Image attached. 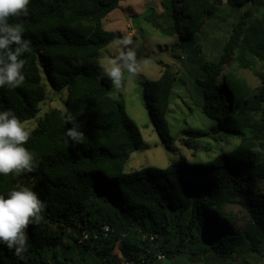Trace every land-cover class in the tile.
Masks as SVG:
<instances>
[{
    "label": "trees",
    "instance_id": "16d2710c",
    "mask_svg": "<svg viewBox=\"0 0 264 264\" xmlns=\"http://www.w3.org/2000/svg\"><path fill=\"white\" fill-rule=\"evenodd\" d=\"M121 1L30 0L28 16L10 18L23 25L31 50L23 57V85L0 88V109L11 108L21 122L35 118L45 97L43 73L53 90H66L65 109L79 116L85 138L81 145H67L64 129L71 125L64 124L65 110L51 109L25 145L35 154L36 167L0 175V194L28 187L46 205L41 221L27 229L24 258L0 245V264H114L119 257L155 264L145 258L148 241L142 235H155L166 259L205 252L220 260L252 253L264 259V192L257 187L264 184V0H162L161 17L183 41L195 37L194 45L212 19L227 27L216 55L199 56L189 81L195 106L238 144L208 161L129 173L124 166L142 137L123 102L110 96V81L99 78L104 67L98 57L120 40L101 21ZM242 71L257 79V90ZM175 83L168 69L143 83L151 122L165 148L172 140L166 116ZM230 205L249 219L241 233L231 231Z\"/></svg>",
    "mask_w": 264,
    "mask_h": 264
},
{
    "label": "rangeland",
    "instance_id": "374dc122",
    "mask_svg": "<svg viewBox=\"0 0 264 264\" xmlns=\"http://www.w3.org/2000/svg\"><path fill=\"white\" fill-rule=\"evenodd\" d=\"M164 14L162 0H122L119 8L101 21L102 27L119 35L120 40L99 51L100 64L106 68L111 60L131 55L139 65L136 75L125 73L122 87L119 90L111 87L110 92L113 99L123 102L126 114L135 122L142 137L139 148L130 155L124 166L125 173L145 168L163 169L177 161H208L221 152L229 153L238 144V139L233 134L220 130L216 122L207 118L195 106L189 81V74L196 72L198 68L199 56L205 60L216 55L219 43L227 35V27L216 25V19L210 20L203 34L193 45L190 42L195 37L191 40H181L173 33L172 22H164L161 17ZM226 14L227 8L223 7L222 15ZM154 23L161 29L155 28ZM128 30L135 33L128 37ZM193 46L195 50H192ZM177 56L182 62L175 58ZM189 56L190 60H186ZM163 69L170 70L176 77L172 101L166 116L172 137L169 148L164 147L151 122L143 88L144 81L156 80ZM40 74L45 97L38 105L39 111L35 118L22 122L31 132L51 109L64 111L67 99L65 89L53 90L47 84L43 73ZM240 75L246 79L252 90L259 88L257 79L249 71H242ZM189 130L199 131L202 135L193 138L185 133ZM194 146L202 149H195ZM257 187L264 192L262 182L257 183ZM228 209L234 219L231 231L241 233L249 220L246 212L237 205H230ZM74 259L78 260L76 256ZM158 264H264V259L252 253L247 256L232 254L220 260L205 252L176 256Z\"/></svg>",
    "mask_w": 264,
    "mask_h": 264
},
{
    "label": "clouds",
    "instance_id": "9594fccd",
    "mask_svg": "<svg viewBox=\"0 0 264 264\" xmlns=\"http://www.w3.org/2000/svg\"><path fill=\"white\" fill-rule=\"evenodd\" d=\"M30 0H0V88L16 89L25 81L26 53L31 50V41L24 36L21 23H10V18L28 16ZM139 65L133 56H122L109 62L99 78H107L114 90L122 87L125 73L136 75ZM78 117L65 109V143L75 147L81 145L85 134ZM259 119V116L257 117ZM31 135L11 108L0 109V175L19 174L32 171L37 165L35 154L25 147ZM45 203L28 187H14L0 194V245L19 258L27 252L29 225L42 219Z\"/></svg>",
    "mask_w": 264,
    "mask_h": 264
},
{
    "label": "built area",
    "instance_id": "2783aa9c",
    "mask_svg": "<svg viewBox=\"0 0 264 264\" xmlns=\"http://www.w3.org/2000/svg\"><path fill=\"white\" fill-rule=\"evenodd\" d=\"M132 33V34H131ZM135 33V32H134ZM132 30H128L127 36H131L134 34ZM108 228H104V232H107ZM87 235L83 236V239H85ZM142 240L148 241V248L146 250L147 258L150 261H153L155 264H158L159 262L166 259L164 250L162 249L161 245L156 241V236L151 235L149 237L142 235ZM114 264H133L131 261L126 260L125 258L119 257V260L115 262Z\"/></svg>",
    "mask_w": 264,
    "mask_h": 264
}]
</instances>
